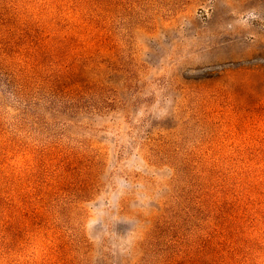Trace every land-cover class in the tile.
Masks as SVG:
<instances>
[{
	"label": "rangeland",
	"instance_id": "374dc122",
	"mask_svg": "<svg viewBox=\"0 0 264 264\" xmlns=\"http://www.w3.org/2000/svg\"><path fill=\"white\" fill-rule=\"evenodd\" d=\"M61 237L66 264H264V0H0V264Z\"/></svg>",
	"mask_w": 264,
	"mask_h": 264
},
{
	"label": "trees",
	"instance_id": "16d2710c",
	"mask_svg": "<svg viewBox=\"0 0 264 264\" xmlns=\"http://www.w3.org/2000/svg\"><path fill=\"white\" fill-rule=\"evenodd\" d=\"M38 210L39 208H35V210L32 211L31 214H29L28 220L31 221L33 224L39 226L40 228H45L51 224V219L47 213L40 214ZM57 241L59 243L57 245L55 244L54 246L57 260L60 262V264H66L67 261H69V259L67 258V250L69 247V243L65 241V239H63L62 237L58 238Z\"/></svg>",
	"mask_w": 264,
	"mask_h": 264
}]
</instances>
